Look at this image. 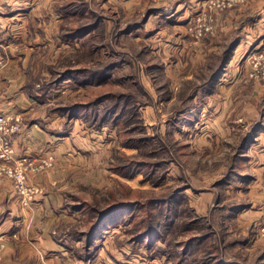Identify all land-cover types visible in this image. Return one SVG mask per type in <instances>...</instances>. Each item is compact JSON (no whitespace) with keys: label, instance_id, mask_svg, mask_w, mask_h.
Segmentation results:
<instances>
[{"label":"rangeland","instance_id":"374dc122","mask_svg":"<svg viewBox=\"0 0 264 264\" xmlns=\"http://www.w3.org/2000/svg\"><path fill=\"white\" fill-rule=\"evenodd\" d=\"M208 1L0 0V15L11 17H0V97H14L2 111L59 135L72 161L64 204L88 202L55 221L53 236L76 257L70 264H264V205L258 210L250 191L247 154L264 126V0L222 9ZM69 63L78 71L65 74ZM78 101L95 105L78 116L59 110ZM51 153L52 164L28 170L29 184L37 185L31 174L63 165L53 151L35 157ZM126 162L140 167L123 173ZM0 187L15 189L6 176ZM132 190L145 206L106 224L87 250L75 231L90 225L89 204ZM4 196L0 264L52 263L34 243L40 259L18 258L24 250L6 218L15 208ZM147 214L161 233L135 241L131 226Z\"/></svg>","mask_w":264,"mask_h":264},{"label":"crops","instance_id":"0c3cea01","mask_svg":"<svg viewBox=\"0 0 264 264\" xmlns=\"http://www.w3.org/2000/svg\"><path fill=\"white\" fill-rule=\"evenodd\" d=\"M199 5L200 4L197 3V6ZM196 13L198 14V12ZM3 15H0V17H7L6 19L11 18L8 15ZM10 15L13 14L11 13ZM12 99H14L13 96L2 95L0 97V110H10V107H12ZM46 130L47 129L39 126L36 122H31L23 126L14 138L16 152L19 157H34L39 154L41 155L42 152L50 153L53 151L59 155V158L63 161L60 162V164L62 163L63 165L45 172L31 174L32 179L41 188V192L36 194L29 207L22 204L14 188L8 189L7 187H0V195H5L4 198L7 199L6 204L14 206L13 208H15V210H11L10 208L6 213V218L8 219L10 217L9 221L15 226L12 235L15 238H19L18 242L21 249L24 251H26V249L28 250L27 252L23 251L19 254V259L26 258L28 255L39 258V256L35 255L37 253L32 246L34 243L42 249L41 255L44 252V256L47 260L52 261V263L47 262L48 264H70L75 256L67 250V247H64L66 250H63V247L61 248V244L66 243L67 246L70 242L68 240H65V242L57 240V237L53 236V232L55 229V221L58 217H69L74 213H71L69 209H67L68 207L64 204L69 197L68 194L70 193V190L72 191L73 189V183L70 184L66 181L68 177L72 178L69 174L70 170L66 169L67 166L72 164V161L71 157L68 156V153L64 150V141L59 140L60 138L57 139L59 135H54V133L51 134ZM256 134H258V136H256V139L250 143L247 154L254 151L252 152L254 157V178L250 184V191L252 185L255 193L254 199L258 204L259 210V208L262 209L264 205V126H261ZM53 137H55V139ZM252 154H250V156H252ZM73 177L77 178V174ZM4 184L12 185V182L9 179H5ZM255 202L252 205L253 207L257 205ZM242 210L244 213H248L249 206ZM251 211H253V209ZM32 226L33 236H28L29 233L27 232V229ZM2 236V232H0V244L4 242ZM70 247H72L71 244ZM0 249L2 250L3 248ZM39 262L45 264L40 260L33 264H40ZM84 263L86 262H82L81 264Z\"/></svg>","mask_w":264,"mask_h":264},{"label":"trees","instance_id":"16d2710c","mask_svg":"<svg viewBox=\"0 0 264 264\" xmlns=\"http://www.w3.org/2000/svg\"><path fill=\"white\" fill-rule=\"evenodd\" d=\"M68 37V36H67ZM239 41L238 38L234 39L233 42L231 43V45L228 46V48L225 51L224 57L221 61L219 70L216 71V73L211 77L210 80H207V82H211L212 83V79L215 78V76H217V72L221 71L224 69L226 63L228 62V60L230 59L231 53L233 52V48L236 45V43ZM112 64H110L109 66H111ZM108 66V67H109ZM75 67L71 65V63L67 64L64 67V72L65 74H69V73H74L75 71L78 70H74ZM107 70L102 69L100 70L98 73H96L94 75V77L96 76H100V74H106ZM70 76V75H69ZM93 102V101H92ZM82 102H74L73 104H68L66 106L61 107L59 110L65 114H67L68 116H78V115H82L83 111L87 112V108L91 105H95V104H89L88 105H84L80 104ZM115 106H117L116 102ZM114 105V104H113ZM93 111H95L93 109ZM117 116H119V112L116 113ZM247 141L249 140V138H246ZM244 146V144H243ZM242 149L245 148V146ZM123 158H128V156L123 155ZM127 161V160H126ZM124 170H121V172L123 171H128L132 174L134 173L135 169H139L140 166H138V164H132L130 165L128 162H126V164H124L123 166ZM115 169L120 170V165L117 164L115 166ZM127 174V173H125ZM117 189L115 190H110L109 194H111L110 197H107L106 200L109 201L112 198V196H115V192ZM178 189L174 190V193L178 192ZM129 194H128V193ZM123 195H120L121 198H114L113 201H111L109 203V201L107 202L106 205L104 206H100L99 202L97 200H99L98 198L94 199V202L90 203L89 206L91 208V212H90V218L87 219V223H89L90 225H88V227L83 228L82 230H78L75 231V233L77 232L79 234V236H77L76 238H85L86 239V248L87 250H89L90 246L93 245V243L97 240V238H99L101 236V232L104 229V226L108 223L112 222H116L118 219H120L121 215H123V213L125 211H130V209L133 208H140L145 206V201L142 199V197H134L135 194L137 192H135L134 190L132 191H124ZM83 195L85 194H81V196H76V197H81V199H86L83 197ZM85 201V200H84ZM83 201V202H84ZM96 201V202H95ZM155 203H159V202H163L164 199H157L155 198V200H152ZM165 202V201H164ZM72 203V202H71ZM109 203V204H108ZM70 204V203H69ZM86 204H88L87 201L84 202V204L81 203H72L70 204V206L68 205L67 207L70 209V211H82V208H84L86 206ZM152 218L150 217V214L146 215V216H142V218L140 219H136L133 224H132V229L135 227L138 229L137 233L135 235H133V240L135 241H139L142 239H148L149 243H151L154 239H156L157 235L159 236V233H161L159 231V227H161L159 225V223L155 220V219H149ZM147 220V221H146ZM117 223V222H116ZM76 233V234H77ZM224 263V262H223ZM228 264H233V263H229Z\"/></svg>","mask_w":264,"mask_h":264},{"label":"built area","instance_id":"2783aa9c","mask_svg":"<svg viewBox=\"0 0 264 264\" xmlns=\"http://www.w3.org/2000/svg\"><path fill=\"white\" fill-rule=\"evenodd\" d=\"M241 1L243 0H209L208 5L211 9H222ZM2 62L1 57L0 65ZM22 126L20 115L0 110V182L4 176L11 178L22 204L29 207L33 194L40 189L35 184H29L28 170L38 171L52 164L54 154L44 156L39 163L35 156L33 159L28 156L19 157L14 146V138Z\"/></svg>","mask_w":264,"mask_h":264}]
</instances>
